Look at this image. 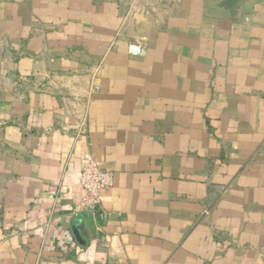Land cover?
Masks as SVG:
<instances>
[{
	"label": "crops",
	"instance_id": "0c3cea01",
	"mask_svg": "<svg viewBox=\"0 0 264 264\" xmlns=\"http://www.w3.org/2000/svg\"><path fill=\"white\" fill-rule=\"evenodd\" d=\"M216 2L0 0V264H264V0Z\"/></svg>",
	"mask_w": 264,
	"mask_h": 264
},
{
	"label": "built area",
	"instance_id": "2783aa9c",
	"mask_svg": "<svg viewBox=\"0 0 264 264\" xmlns=\"http://www.w3.org/2000/svg\"><path fill=\"white\" fill-rule=\"evenodd\" d=\"M127 51L130 55L140 56L145 53V41L143 39L132 40L127 47ZM80 131H85L84 124L79 127ZM79 183L82 188L83 194L79 201L71 208V215H77L79 213L90 211L100 206V193L108 188H111L114 184V175L109 170L105 169L100 162L95 160L89 153L82 156V166L79 175ZM61 184H59L53 190V207L49 212V215L55 210L54 204H56L59 191L61 190ZM55 207V208H54Z\"/></svg>",
	"mask_w": 264,
	"mask_h": 264
},
{
	"label": "water",
	"instance_id": "95a60500",
	"mask_svg": "<svg viewBox=\"0 0 264 264\" xmlns=\"http://www.w3.org/2000/svg\"><path fill=\"white\" fill-rule=\"evenodd\" d=\"M262 0H217L216 8L220 10V16L230 22H238L244 11L254 2Z\"/></svg>",
	"mask_w": 264,
	"mask_h": 264
}]
</instances>
